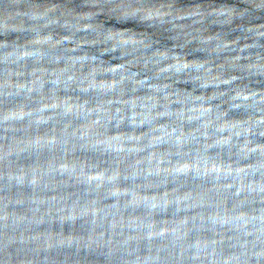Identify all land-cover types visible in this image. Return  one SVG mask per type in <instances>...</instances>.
I'll return each instance as SVG.
<instances>
[{
    "label": "clouds",
    "instance_id": "obj_1",
    "mask_svg": "<svg viewBox=\"0 0 264 264\" xmlns=\"http://www.w3.org/2000/svg\"><path fill=\"white\" fill-rule=\"evenodd\" d=\"M0 264H264V0H0Z\"/></svg>",
    "mask_w": 264,
    "mask_h": 264
}]
</instances>
